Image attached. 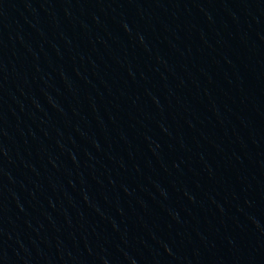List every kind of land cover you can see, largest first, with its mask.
Instances as JSON below:
<instances>
[{
	"label": "water",
	"instance_id": "1",
	"mask_svg": "<svg viewBox=\"0 0 264 264\" xmlns=\"http://www.w3.org/2000/svg\"><path fill=\"white\" fill-rule=\"evenodd\" d=\"M25 264H264V0H107Z\"/></svg>",
	"mask_w": 264,
	"mask_h": 264
}]
</instances>
